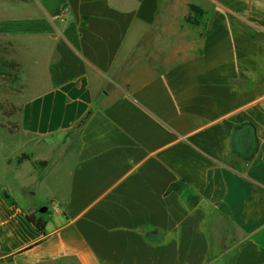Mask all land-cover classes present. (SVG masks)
Listing matches in <instances>:
<instances>
[{"label":"crops","instance_id":"0c3cea01","mask_svg":"<svg viewBox=\"0 0 264 264\" xmlns=\"http://www.w3.org/2000/svg\"><path fill=\"white\" fill-rule=\"evenodd\" d=\"M0 37V264H264V0H0Z\"/></svg>","mask_w":264,"mask_h":264},{"label":"rangeland","instance_id":"374dc122","mask_svg":"<svg viewBox=\"0 0 264 264\" xmlns=\"http://www.w3.org/2000/svg\"><path fill=\"white\" fill-rule=\"evenodd\" d=\"M168 2H191L192 0H167ZM189 9V8H188ZM186 17H194L196 15L186 9ZM6 37H0V163L5 158L17 154L23 145V140L16 133V114L19 112L20 102L25 98L30 91V79L26 66L19 62L17 54L19 53V44ZM25 56V54L23 55ZM18 155V154H17ZM41 168H39L40 170ZM1 183V182H0ZM20 189V188H19ZM32 191V190H31ZM20 196L16 197L21 205L25 202L21 197H25L24 189L18 191ZM48 211L41 214L46 217L51 214ZM40 216V217H41Z\"/></svg>","mask_w":264,"mask_h":264},{"label":"trees","instance_id":"16d2710c","mask_svg":"<svg viewBox=\"0 0 264 264\" xmlns=\"http://www.w3.org/2000/svg\"><path fill=\"white\" fill-rule=\"evenodd\" d=\"M189 9L191 12H194L195 14H203L202 10L194 5H190ZM190 19V18H189ZM40 165H44V163H40ZM27 219L41 232H44V228L46 226V220L44 217H39L38 219H35L33 216L27 215Z\"/></svg>","mask_w":264,"mask_h":264},{"label":"water","instance_id":"95a60500","mask_svg":"<svg viewBox=\"0 0 264 264\" xmlns=\"http://www.w3.org/2000/svg\"><path fill=\"white\" fill-rule=\"evenodd\" d=\"M47 212V207L43 206L42 208L39 209L40 214H44Z\"/></svg>","mask_w":264,"mask_h":264},{"label":"built area","instance_id":"2783aa9c","mask_svg":"<svg viewBox=\"0 0 264 264\" xmlns=\"http://www.w3.org/2000/svg\"><path fill=\"white\" fill-rule=\"evenodd\" d=\"M52 208H53V211H54V212H58V211H59V208H58L57 206H53V205H52Z\"/></svg>","mask_w":264,"mask_h":264}]
</instances>
